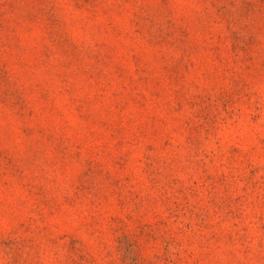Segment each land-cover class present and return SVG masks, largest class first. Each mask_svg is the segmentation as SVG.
<instances>
[{
	"label": "rangeland",
	"instance_id": "1",
	"mask_svg": "<svg viewBox=\"0 0 264 264\" xmlns=\"http://www.w3.org/2000/svg\"><path fill=\"white\" fill-rule=\"evenodd\" d=\"M0 264H264V0H0Z\"/></svg>",
	"mask_w": 264,
	"mask_h": 264
}]
</instances>
